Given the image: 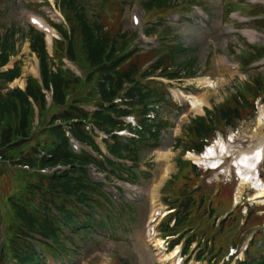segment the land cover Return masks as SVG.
<instances>
[{"label": "trees", "instance_id": "trees-1", "mask_svg": "<svg viewBox=\"0 0 264 264\" xmlns=\"http://www.w3.org/2000/svg\"><path fill=\"white\" fill-rule=\"evenodd\" d=\"M174 3L146 0L142 6L151 13L173 9ZM58 4L69 29L50 24L60 35V39H54L53 56L45 34L30 24L20 33L14 25L0 33V166L19 167L31 176H23L25 187L8 198L11 218L5 227V243L0 247V264H51L50 258L74 264L76 253L81 250L78 238L85 246L99 231L120 227L126 204L122 201L120 206L114 200L108 185L116 180L129 185H138L144 177L150 180V172L141 166L148 153L162 146L169 129L161 110L174 104L165 84L154 78L174 81L195 78L199 73L195 63L185 58L189 50L180 43L162 42L149 52L139 50L132 45L139 38L137 32L123 31L112 36L103 24L102 12L93 17L85 0H59ZM165 24L164 20L158 21L145 30L146 36L159 33V39L165 41L164 36L172 34L169 25L162 36ZM19 40L29 41L40 66V78L28 77L25 90L10 88L21 77V62L4 70L18 54ZM152 53L153 59L139 64L141 55ZM243 56L248 68L264 59V47H251ZM56 58H67L78 65L83 77L64 70ZM245 86L249 87L252 100L238 91L227 103L207 110L205 117L192 119L185 128L187 143L180 136L174 148H181L182 154H202L215 139L220 125L236 127L247 106H254L259 98L264 100L263 76L257 74ZM127 117H134L138 126L126 122ZM125 131L132 136L120 134ZM73 142L80 144L79 151ZM177 163V175L188 167L198 173L191 162L179 158ZM92 168L105 175V182L92 179ZM116 189L121 191L120 186ZM200 189L198 186L183 192L175 204L164 199L174 212L161 224V234L176 237L171 249L185 240L184 255L189 254L198 233L192 223L193 209L203 207L210 198L203 193L197 199L195 194ZM209 206L208 218L212 219L214 206ZM203 218L196 222L198 226L204 223ZM213 222V229L219 230L216 220ZM202 251L198 260L209 255L210 261H216L220 256L212 248ZM222 261L229 264L224 258L217 264ZM263 263V256L249 260V264Z\"/></svg>", "mask_w": 264, "mask_h": 264}, {"label": "rangeland", "instance_id": "rangeland-1", "mask_svg": "<svg viewBox=\"0 0 264 264\" xmlns=\"http://www.w3.org/2000/svg\"><path fill=\"white\" fill-rule=\"evenodd\" d=\"M144 1L146 0H85V4L93 17L102 12L103 24L109 27L112 36L123 31L139 33V39L132 43L139 50L151 51L158 47L159 33L148 38L144 31L158 21L164 20L167 24L162 36L165 35L164 32L169 25L172 34L165 35L167 39L165 41L161 39V43H169V45L180 43L188 49L185 58L195 63L199 72L198 77L176 81L157 79L168 87L175 105L183 108V111H179L174 105L162 108L161 116L164 120H168L169 129L164 135L162 146L148 153L144 159L145 163L141 166L145 171L150 172V180L144 177L138 185H129L116 180L108 185L109 192L118 202L124 200L126 220H122L120 227L99 231L86 245L84 244L85 246L78 238L81 250L76 253L74 264H162L161 260L174 252L168 250V240H164L159 231V224L163 220L155 224V240H162L164 246L158 247L155 246V242L151 244L148 241L153 214L154 186L162 179L163 171L168 165L173 171L166 175L168 181L165 185L171 184V186L165 190L167 197L160 192L162 207L165 211L170 209L164 204L163 199L175 204L174 201L180 199L183 192L187 193V190L200 186V192L195 194L197 199L203 193L208 194L210 198L203 207L193 209L192 223L198 227V233L194 236L196 242L191 246V251L196 250L198 254L203 252L202 250L205 253L212 248L220 255L216 261H210V256L205 255V260L197 262L195 254L192 260L187 262L190 256L183 258L179 252L175 258L177 264H217L221 258L229 264H249V260L253 258L259 259L262 256L264 258V248L255 249V246L260 245V239L264 240V197H257L256 193L259 190L252 188L257 179L243 183V180L236 175L233 164L235 157H229L225 161L224 168L230 169L227 175L222 168L214 171L200 165L197 174L188 167L183 170L182 175H177L179 158L186 162L190 160L185 159L186 155L182 154V149L174 148L175 139L180 136L183 142L187 143L185 128L192 119L205 116L206 110L212 111L214 107L227 103L238 91L252 100L251 91L245 84L257 74L264 77V60L246 69L247 63L243 54L250 51L249 45L264 46V5H255L259 4L255 2L256 0H173L176 2L173 9L145 13L142 7ZM259 1L260 4H264V0ZM58 3L59 0H0V33H4L13 25L18 27V33L21 30L25 31L30 19L36 17L52 31L48 48L53 56L54 39H60V35L49 23L64 25L69 29L65 14ZM26 4H30L29 9L25 7ZM194 4L199 7H195ZM232 4L236 7L231 8L232 12L228 16ZM135 14L139 18L137 25L133 22ZM257 28L263 32H258ZM18 48V54L12 57L6 69H11L16 63L21 62L22 74L10 85V88L23 87L28 77L39 78L40 75L39 61L31 52L29 41L19 40ZM154 55V53L141 55L138 58L139 64L149 62ZM55 62L59 65L62 63L64 70L83 77V70L67 58L61 60L56 58ZM205 80H210L213 83L212 87H206L203 84ZM176 93H183L186 97L178 99ZM195 96H203L207 102L203 115L194 113L191 109L190 100L193 101ZM254 104L245 108L244 117L236 127L225 128L220 125L213 146L218 147L219 143L224 142L232 153H241L249 151L260 143V136L256 134L264 132V127L260 124L261 110L264 109L263 98L257 99ZM165 154H168V157L164 156ZM0 169V245L3 246L5 227L11 218L8 198L19 194L25 187L23 176L25 178L31 176L23 169L7 164H1ZM259 175L264 181V162L259 168ZM104 177L105 175L101 174L93 175L96 181L105 182ZM169 181L171 183L168 184ZM118 186L121 187V191L116 189ZM236 199L239 202L238 207L235 206ZM208 205L214 206L211 212L212 219L208 218ZM246 205L250 206L248 212ZM202 217L204 223L198 226L196 222ZM214 220L216 225H219V230L213 229ZM252 238L253 241L249 246ZM178 248L180 249L181 246L175 250ZM49 261L51 264L68 263L66 260H64L66 263L56 262L52 258ZM165 264L173 263L167 261ZM220 264H223V261Z\"/></svg>", "mask_w": 264, "mask_h": 264}, {"label": "bare ground", "instance_id": "bare-ground-1", "mask_svg": "<svg viewBox=\"0 0 264 264\" xmlns=\"http://www.w3.org/2000/svg\"><path fill=\"white\" fill-rule=\"evenodd\" d=\"M39 23L43 25V29L46 31L48 40L50 41L51 39L50 36L52 33L51 29L43 21L39 20ZM223 64H225V67H226V63L224 61H223ZM221 80H223V78ZM209 81L210 80L208 81L205 80L203 84H205L206 87L210 88L212 87L213 83ZM176 96L178 99H182L186 97V95L183 93H176ZM190 103H191V109L194 113H197L200 115L204 114V107L207 105V102L204 100L203 96L193 97V101L190 100ZM260 124L263 125L264 127V109L263 108L261 110ZM256 135L260 136V143L246 152L243 151L241 153H232V151L228 150L227 145L224 142H221L219 143L218 147L216 146L212 147L202 156L196 155L194 153H190L188 157L190 158V160L194 161L195 163L206 166L208 170H219L222 168L224 171V174L226 175L228 172L230 173V169L224 168L226 164L225 161L229 157H235V163L233 164L236 170V175L243 180V183L257 179L256 182L253 184V188L256 191L259 190L256 193V196L259 198L260 197L262 198L264 197V181L261 180L260 178L259 168L261 164L264 162V132L263 131L261 133L257 132ZM164 156L168 157V154H165ZM167 160H169V158H167ZM172 171H173V168L168 165L165 171H163L164 175L162 176V179L154 186L155 190H154L153 203H152L153 214L151 216V219H152L151 221H154L156 219V212L163 209L162 204H161V199H160V191L165 181L168 180L167 179L168 176L166 175H169ZM154 242H155V246L163 247L162 240H159V241L155 240ZM179 251L180 249L178 248L176 251L171 253V255L167 256L165 259H162L161 262L166 263L167 261H170L173 264H177L175 261V258L177 257Z\"/></svg>", "mask_w": 264, "mask_h": 264}]
</instances>
